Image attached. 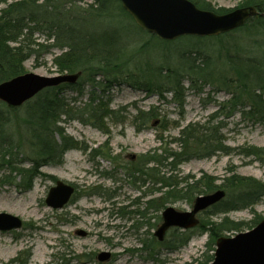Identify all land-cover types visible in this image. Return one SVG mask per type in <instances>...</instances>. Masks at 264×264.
<instances>
[{"label": "rangeland", "instance_id": "1", "mask_svg": "<svg viewBox=\"0 0 264 264\" xmlns=\"http://www.w3.org/2000/svg\"><path fill=\"white\" fill-rule=\"evenodd\" d=\"M15 1L19 0H0V12ZM43 1L46 0L36 3ZM72 1L73 8L80 11L87 10L93 2L82 0L75 5L77 0ZM243 1L207 0L215 9L227 10L238 8ZM111 13L96 15L93 12L87 14L84 20L94 30H111L115 34L118 42L116 51L126 54L117 70L121 73L116 75L118 79L109 83V76L107 78L105 74L98 73L91 82L88 74L84 73L74 89L60 91L65 102L74 109L73 114L77 112L76 118L87 119V115L82 116V111L89 108L94 97L109 103L110 109L119 112L116 116L122 121L105 119L108 133L95 128L90 121L84 123L76 118L60 123L65 133L79 142L81 148L67 151L58 165L39 168L40 175L33 179L30 189L23 187V176L7 165L2 166L0 159V213H9L23 221L19 230L0 231V264H19L14 260L21 258L25 261L27 257V264H200L206 260L208 234L194 236L175 251L162 245L171 237L170 231L165 242L158 241L154 234L163 222L165 208L191 211L195 200L165 195L171 190L163 188L161 183L166 182L164 179L172 176L179 182L182 178L197 179L209 174L216 178L217 184H221L226 177L237 173L264 181V166L254 158H246L238 150L251 145L264 147V122L243 117L239 112L217 119V122H223L225 144L234 149L230 155H194L184 160L176 170L169 165L170 160L164 166L150 163L147 168H158V176L140 171L147 160L144 156L159 155L162 153L160 148L168 152L179 151L178 143L170 142L179 138L181 130L189 124L206 122L229 95L224 88L220 87L217 91L213 85L201 83H198V88L192 89L187 79H183L182 83L185 100L182 107L172 99L171 93L164 92L162 97L156 87L147 92V80L152 79L156 85L155 77L159 73L164 75L167 69H178L180 53L193 42L181 38L174 43L159 40L137 28L134 20L125 16L117 6ZM250 36L258 40L263 38L262 35L257 37L255 32ZM250 39L238 42L249 44ZM31 40L35 45H32L33 52L23 63L26 73L45 77L60 74L54 59L64 51L51 46L53 41L39 31L34 32ZM213 42L215 46L211 50H214V57L222 56L226 60L225 54L218 49L221 43ZM213 44L210 42L208 45ZM11 46L17 44L11 43ZM218 67L216 77L226 75L221 71L222 67ZM139 111L155 114L141 130L134 124ZM23 112L20 110L13 114L10 129L14 134L13 141L20 145L18 154H15L18 168L25 169L32 166L33 157L19 122ZM56 138L61 139L59 135ZM57 180L75 187V194L62 209H52L46 204L48 193ZM181 184L184 186V183ZM254 214L264 218V198L253 209L218 214L213 220L218 222L227 216L234 221L249 222ZM203 217L206 218L205 215ZM80 230L85 231L87 236H79L77 232ZM102 252L111 254L108 261L97 259Z\"/></svg>", "mask_w": 264, "mask_h": 264}, {"label": "trees", "instance_id": "2", "mask_svg": "<svg viewBox=\"0 0 264 264\" xmlns=\"http://www.w3.org/2000/svg\"><path fill=\"white\" fill-rule=\"evenodd\" d=\"M192 1L200 9L215 11L219 14L230 11L225 8L215 9L207 0ZM33 2L35 1H15L0 12V83L26 73L23 63L33 52L32 45L35 44L31 39L36 31L45 34L48 40H52L51 46L64 51L54 59L59 73H87L88 80L91 82L94 81L98 73L105 74L107 78L110 77L107 79L109 83L118 79V76L116 77L119 74L117 70L126 54L116 51L115 45L118 42L115 34L111 30H94L88 26L87 20L84 19L87 14L93 12L96 15H110L115 6L125 16L132 19L123 10L119 0H93L87 10H83L85 12L73 8L72 0L66 2L46 0L40 4ZM80 2L82 0H77L74 4L79 5ZM249 6L255 7L264 14V0H244L239 7ZM136 27L139 28L137 25ZM263 30L264 16L259 14L257 17L250 18L243 27L217 37L187 36L181 38L189 40L193 44L180 53L178 69H167L164 75L158 72L159 74L155 77L157 84L155 85L152 79H148L145 90L150 92L153 87H156L155 90L162 97L164 92L171 93L172 99L182 107L185 102L182 83L183 79H187L192 89L198 88V83L213 85L217 91H220V87L224 88L229 98L220 102L218 110L206 122L189 124L181 130L180 137L170 142H177L179 151L168 152L165 148H160L161 154L151 157L144 156L147 160L140 168L143 174H154L155 176L160 174L157 171L158 168L157 170L154 167L147 168L150 163L164 166L165 162L170 160L169 165L173 170H176L184 160L194 155L204 157H212L218 153L230 155L234 149L225 144L222 120L217 122L221 116L230 117L239 112L243 117L264 122ZM254 32L257 37L260 38L262 35L263 38L252 39L250 35ZM248 38H251L249 44L238 42L242 39L246 41ZM208 40H212L211 44L214 43L213 41L221 43V47L218 49L221 54H225L226 60L222 56L221 58L214 57V50L211 48L215 44L208 45L210 44ZM11 43H16L17 46H11ZM216 45L218 46V44ZM218 65L222 67L221 71L226 75H219L217 78L216 68H219ZM64 88L74 89L75 86L62 84L58 87L45 89L23 105L24 109L11 108L0 102V159L2 166L7 165L13 172L18 171L23 176L22 185L25 189L32 187L33 179L40 175L39 168L58 165L62 163L63 156L67 151L81 148L80 143L67 135L60 124L66 119L76 118L77 114V112L73 114L74 109L62 98L60 90ZM88 106V109L82 111V116L87 115V119H76L84 123L90 121L91 125L104 133H108L105 119L109 118L115 122L122 121V119L119 120V116H116L119 112L110 109L109 103L103 100L93 97ZM20 110H24V112L19 118L21 119L19 122L24 128L31 147V157H33L32 166L25 169L18 168L15 154H18L20 145L13 141L14 134L10 129L13 114ZM153 116L155 114H145V112L139 111L134 118V124L138 130H141ZM63 117L65 118L63 119ZM57 135L60 136V140H57ZM163 140L160 137V141L163 142ZM238 150L246 158H254L264 166V147L251 145ZM94 152H98V150H94ZM164 180L166 182L161 183L163 188L171 190L165 192V195L167 193L174 198L183 197L191 200L219 189L226 192L224 199L199 215V224L195 228L172 229L171 237L162 244L171 251H175L185 246L194 236L208 234L206 260L200 264H208L213 261L218 239L229 233L250 230L264 219L262 216L254 214V218L249 222L234 221L227 216L218 222L213 220V217L218 214H228L240 209H253L264 198V181L253 176L233 173L226 177L221 184H217L216 178L209 174H203L197 179L182 178L179 182L175 181L172 176ZM181 183H184V186H181ZM204 215L206 218L203 217ZM14 261L19 264H27L28 257L25 261L21 258Z\"/></svg>", "mask_w": 264, "mask_h": 264}, {"label": "water", "instance_id": "3", "mask_svg": "<svg viewBox=\"0 0 264 264\" xmlns=\"http://www.w3.org/2000/svg\"><path fill=\"white\" fill-rule=\"evenodd\" d=\"M136 24L161 40L173 41L183 36L214 37L244 26L249 18L261 14L253 7H238L227 13L200 9L191 0H120ZM81 72L64 73L53 77L25 73L0 83V101L11 108H19L46 88L63 83L75 84ZM75 188L58 180L51 187L46 204L53 209L63 208L71 199ZM226 192L219 189L195 198L191 211L181 212L167 207L162 212L163 223L155 231L159 241L165 239L171 228L188 230L198 225V215L224 199ZM23 226L21 218L0 213V231L10 232ZM85 237V231H78ZM109 252L97 256L100 262L108 261ZM209 264H264V220L253 229L235 236L221 237L216 242L214 260Z\"/></svg>", "mask_w": 264, "mask_h": 264}]
</instances>
